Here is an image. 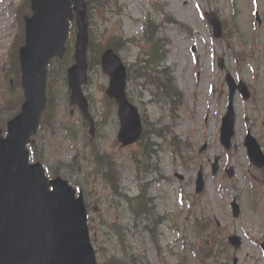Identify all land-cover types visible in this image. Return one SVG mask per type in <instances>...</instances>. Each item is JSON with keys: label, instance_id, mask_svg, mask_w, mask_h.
I'll list each match as a JSON object with an SVG mask.
<instances>
[{"label": "rangeland", "instance_id": "1", "mask_svg": "<svg viewBox=\"0 0 264 264\" xmlns=\"http://www.w3.org/2000/svg\"><path fill=\"white\" fill-rule=\"evenodd\" d=\"M232 1L106 0L104 8L95 10L91 25L95 44L106 45L115 37L140 38L142 26L148 17L162 25L159 34L167 40L166 66L173 71L183 95L182 102L178 100L175 112L165 102H151L152 97L143 86V80L132 77L128 92L130 98L145 110L149 121L164 119V125L173 128L176 141L188 143L189 146L176 156L173 153L172 159L167 146L163 145V149H158L154 158V163H158V158L160 168L150 167L151 172L148 174L137 169L133 160L138 156L140 147L124 150L117 141L119 122L116 107L107 99L105 92L109 79L102 73L100 66L90 71V81L85 89L96 121L94 137L89 134L88 123H84L77 108L70 104L65 81L59 77L53 81L52 92L57 103L56 120L50 125L44 124L37 135L40 144L43 141L38 154L40 161L51 168L54 174L80 185L87 195L90 202L91 238L99 263L107 259L121 261L134 256L149 264H198L199 260L194 253L211 248L214 242L213 239L198 237L193 221L199 218L222 225V244L227 242L231 234L244 239L243 234L248 232L240 251H233L229 247V264H232L234 257L239 259V264H264L255 242L259 233H264V187L254 179L257 184L256 208L252 203L251 189L245 183V178L255 172L243 145V115H250V105L243 107L242 103L237 102L240 130L234 139V148L228 155H224L219 138L221 118L214 117L223 112L225 99L222 98L218 62L211 54L214 41L207 21L199 17V5L203 12L220 16L225 25V38L217 42V58H225L232 69L239 67L243 71L242 76H246L244 79L248 81L250 72L247 64H253L251 61L258 59L259 53L263 51L264 31L260 29L251 34L249 32L246 20L251 22L253 0H236V10ZM17 9H20L22 21L23 16L29 13L27 0H0V106L9 98L7 91L12 92L3 89L1 81L8 74L9 57L15 52L14 41L20 30ZM259 14L264 17V0H260ZM168 16L188 29L179 24H164V17ZM194 45L198 49L196 57L191 53ZM138 54L139 50L130 45L120 51L127 64L134 63ZM238 57L241 58L240 64L235 63ZM58 66L63 68V65ZM7 81L12 85L11 77L8 76ZM208 85L215 87L216 95L213 97L206 94ZM261 106L264 110V102H261ZM204 145L208 149L201 152ZM102 152L114 158V170L109 171L107 166L104 169L100 165L96 167L92 159ZM217 154L223 155L220 164L222 171L214 177L210 161L212 163ZM201 168L204 171L206 190L198 196L195 194V180ZM229 168L237 171L234 179H230L223 171ZM102 172L103 181L100 177ZM175 173L183 175L185 181L178 180ZM114 179H120V193L127 192L131 196H137L146 186L147 198L150 199L149 209L152 211L149 217H153V221L161 217L164 222L158 225L137 218L131 212L127 200L113 192L111 182ZM221 188H224L225 195L220 192ZM181 193L184 200L179 204ZM234 198L241 206V216L237 220L232 217L231 203ZM258 223L262 225L258 226ZM146 226L154 229L158 246ZM209 263L215 262L211 260Z\"/></svg>", "mask_w": 264, "mask_h": 264}, {"label": "water", "instance_id": "2", "mask_svg": "<svg viewBox=\"0 0 264 264\" xmlns=\"http://www.w3.org/2000/svg\"><path fill=\"white\" fill-rule=\"evenodd\" d=\"M80 30L77 65L70 71L73 101L87 115V103L80 85L86 81L88 20L85 0H73ZM71 0H32L33 17L26 18V46L20 50L26 103L22 114L8 125L9 137H0V264H95L82 199L60 179L48 189L41 166L28 165L25 150L36 132L45 107L46 66L54 55L62 56L68 18H73ZM103 67L112 76V88L126 122L121 140L127 144L140 135L134 109L124 106V70L110 50ZM111 96H114L110 92ZM227 117L224 140L232 137V121Z\"/></svg>", "mask_w": 264, "mask_h": 264}, {"label": "trees", "instance_id": "3", "mask_svg": "<svg viewBox=\"0 0 264 264\" xmlns=\"http://www.w3.org/2000/svg\"><path fill=\"white\" fill-rule=\"evenodd\" d=\"M89 2L92 3V2H94V0H90Z\"/></svg>", "mask_w": 264, "mask_h": 264}]
</instances>
